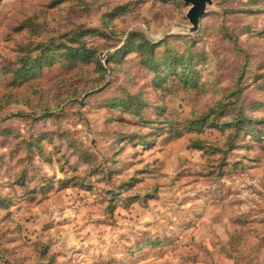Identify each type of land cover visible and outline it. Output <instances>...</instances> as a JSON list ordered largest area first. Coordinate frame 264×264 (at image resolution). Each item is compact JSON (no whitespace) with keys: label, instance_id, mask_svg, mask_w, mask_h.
Returning a JSON list of instances; mask_svg holds the SVG:
<instances>
[{"label":"rangeland","instance_id":"obj_1","mask_svg":"<svg viewBox=\"0 0 264 264\" xmlns=\"http://www.w3.org/2000/svg\"><path fill=\"white\" fill-rule=\"evenodd\" d=\"M211 1L0 0V264H264V0Z\"/></svg>","mask_w":264,"mask_h":264},{"label":"water","instance_id":"obj_2","mask_svg":"<svg viewBox=\"0 0 264 264\" xmlns=\"http://www.w3.org/2000/svg\"><path fill=\"white\" fill-rule=\"evenodd\" d=\"M183 3L189 5L186 13V19L190 24L189 31L195 32L198 29L199 21L206 12V7L211 5V0H181Z\"/></svg>","mask_w":264,"mask_h":264},{"label":"trees","instance_id":"obj_3","mask_svg":"<svg viewBox=\"0 0 264 264\" xmlns=\"http://www.w3.org/2000/svg\"><path fill=\"white\" fill-rule=\"evenodd\" d=\"M76 39H78V36H75ZM138 41V42H137ZM137 45L139 46V49L145 50V42L137 38ZM73 42L70 40V45H72ZM63 58L65 60L74 62L76 60H86L89 61L93 56L92 52L84 45V44H79L77 46H65L64 47V52L62 54Z\"/></svg>","mask_w":264,"mask_h":264}]
</instances>
